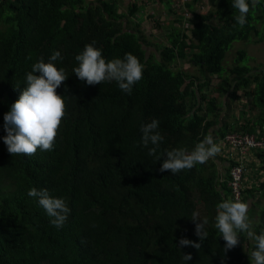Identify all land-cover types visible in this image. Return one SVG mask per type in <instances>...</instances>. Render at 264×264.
<instances>
[{"label": "trees", "instance_id": "trees-1", "mask_svg": "<svg viewBox=\"0 0 264 264\" xmlns=\"http://www.w3.org/2000/svg\"><path fill=\"white\" fill-rule=\"evenodd\" d=\"M143 2L125 3L121 12L120 0H0V137L3 114L33 63L59 51L54 63L68 76L56 89L67 96L66 115L50 151L10 154L0 140V264H182V254L191 255L186 264H249L252 239L243 233L223 250L214 217L222 198L235 199L234 167L244 171L241 201L255 207V194L264 198V146L241 153L225 142L228 134H264V64L251 67L253 58L241 49L236 66L225 67L235 42L264 45V0L250 8L243 27L232 0H207L208 12L204 0L166 2L174 22L164 46L150 44L136 21ZM93 41L106 60L131 53L143 64L130 94L115 82L86 85L72 72L74 56ZM154 46L158 55H147ZM186 62L198 75L171 69ZM213 77L221 80L216 90L224 101L247 100L255 118L223 124L206 91ZM153 118L164 137L159 151L191 150L209 132L220 150L191 169L161 172L166 157L155 160L139 145L140 125ZM257 166L263 182L246 189L258 179ZM33 187L65 200L71 211L62 228L27 195ZM248 215L257 219L254 232L264 230V206ZM204 218L208 235L200 247L178 248L182 237L199 242L195 226Z\"/></svg>", "mask_w": 264, "mask_h": 264}, {"label": "clouds", "instance_id": "clouds-1", "mask_svg": "<svg viewBox=\"0 0 264 264\" xmlns=\"http://www.w3.org/2000/svg\"><path fill=\"white\" fill-rule=\"evenodd\" d=\"M257 0H232V7L238 14L234 17L235 23L243 27L247 23L250 8ZM62 59L59 51H53L45 62L43 59L31 65V70L25 73L24 87L18 98L11 103L8 111L3 114V130L5 135L0 140L6 145L10 154L33 155L40 151L51 150L54 138L65 113V99L56 92V89L66 80L65 71L58 67L55 61ZM77 62L72 72L86 85L100 84L101 82H115L118 88L127 94L132 91L133 85L143 75V64L138 58L125 53L123 57L109 60L102 54V49L95 46V41L84 45L83 49L74 56ZM36 73H39L37 75ZM159 121L155 118L140 125L139 145L147 149L148 155L159 160L166 158L160 164L159 171L170 170L177 174L183 169H191L196 164H203L214 158L219 152L218 145L209 132L197 142L191 150L185 147L159 151L163 135L158 130ZM29 197H35L38 205L50 217L49 223L60 229L68 219L71 209L62 197L52 196L45 188H30ZM193 220L195 213L193 214ZM195 226V235L199 242L187 238H180L178 245L199 248L201 241L207 238V218L199 219ZM214 227L219 237L225 242L224 249L233 248L239 243L241 234L246 233L254 242L251 248L249 264H264V230L254 232L248 217V204L241 200L222 198L216 205ZM249 257V256H248ZM191 259L190 254H182V264Z\"/></svg>", "mask_w": 264, "mask_h": 264}, {"label": "rangeland", "instance_id": "rangeland-1", "mask_svg": "<svg viewBox=\"0 0 264 264\" xmlns=\"http://www.w3.org/2000/svg\"><path fill=\"white\" fill-rule=\"evenodd\" d=\"M96 1V0H93ZM123 0H120V7L122 8L121 12H125V10L127 9L125 3H133L136 0H124L125 3L122 2ZM180 2L182 1V3H186L188 2V0L186 2H183V0H164V2H162V4L157 5V4H150L149 6H147L146 9H141V12L143 11V15L141 17H137L136 21H138L141 25L142 31L144 36L146 37V40L148 42H150V44L155 45V46H164L167 45L166 42V30L169 31V27L172 25V23L174 22V16L172 13H170L167 8H164L163 5H168L167 3L172 4L173 2ZM208 4L207 0H204L202 7H206V11L208 12L210 11V7ZM152 9L155 12V17L154 18H146L148 14H152ZM138 19V20H137ZM157 24L161 25L160 27L157 26ZM181 23L180 22H176L174 23V27H178L180 26ZM188 24L186 23V21H182V27L183 26H187ZM191 34V33H190ZM244 43H241L239 41L235 42L231 49L230 52L227 55L226 58V64L225 67L227 69V71L229 72L231 69H233L236 66L235 63V59L237 60V53L239 50L241 49H246L248 55L251 56V58H253L251 60V62L249 63V65L253 68H256L258 65L260 64H264V45L263 43L260 44H249L248 46H243ZM149 47L146 49V54L147 55H154L157 54L156 51V47ZM158 55V54H157ZM173 71L176 69H183L189 72H192L196 75H198V72H196L194 69H192V67L186 62V63H180L177 64L176 66H174V68H171ZM230 76V75H229ZM213 83L212 85L206 90L207 92H209V95H211V98H215L217 100V104H218V112L220 113V118H221V122L224 124L225 121L227 122H232V124H234L235 121H240V124H243L245 122V119H249V118H255L256 115V111L255 112H251L250 109L248 107H246L245 105L247 100H243L240 98V100L237 101H228L227 99L224 101L225 97L221 96L217 90L216 87L221 83L220 79H217L216 77H213ZM244 104V105H243ZM246 113V114H243ZM242 116H244L242 118ZM224 155V154H222ZM251 160H249L248 163ZM253 170V168H252ZM258 166L254 171L255 176L258 178L257 180L255 179L254 181V186L252 185V179H249V184L246 186V189H254L255 187H257V184L262 183L263 179L261 175H258ZM251 181V182H250ZM259 194H255L256 199H254L253 201L256 203L255 207L253 206H248V212L249 210H251L253 208V210H255L256 212L263 208L264 206V198L262 199H257V196ZM257 216V214H256ZM249 221L251 224L255 225L257 224V219L255 218V216H249ZM252 248V246H250ZM249 247V248H250Z\"/></svg>", "mask_w": 264, "mask_h": 264}, {"label": "built area", "instance_id": "built-area-1", "mask_svg": "<svg viewBox=\"0 0 264 264\" xmlns=\"http://www.w3.org/2000/svg\"><path fill=\"white\" fill-rule=\"evenodd\" d=\"M100 1H108V0H100ZM151 0H144L142 3V8L146 9L152 3H149ZM187 0H183L186 2ZM134 3V2H133ZM178 6V3H175ZM153 14V12H152ZM189 17V16H188ZM264 132V127L261 129ZM225 142L233 149L234 151L238 150L241 153H248L252 149H257L264 146V134L261 133L258 137L255 134H247V135H239L237 133L228 134L225 137ZM231 178L232 181L229 184V187L232 189L234 193V197L236 200H241L242 198V190L244 186V171L242 167H234L231 171Z\"/></svg>", "mask_w": 264, "mask_h": 264}, {"label": "crops", "instance_id": "crops-1", "mask_svg": "<svg viewBox=\"0 0 264 264\" xmlns=\"http://www.w3.org/2000/svg\"><path fill=\"white\" fill-rule=\"evenodd\" d=\"M90 1H92V0H90ZM140 15H142V14H140ZM241 159H243V156L241 157ZM249 160H250V159H248V162H249ZM250 162L252 163V160H251ZM251 206H252V205H251Z\"/></svg>", "mask_w": 264, "mask_h": 264}, {"label": "bare ground", "instance_id": "bare-ground-1", "mask_svg": "<svg viewBox=\"0 0 264 264\" xmlns=\"http://www.w3.org/2000/svg\"><path fill=\"white\" fill-rule=\"evenodd\" d=\"M142 13H143V11H142Z\"/></svg>", "mask_w": 264, "mask_h": 264}]
</instances>
